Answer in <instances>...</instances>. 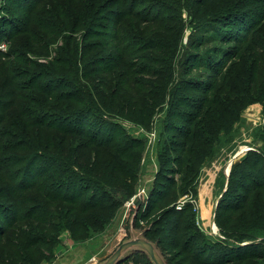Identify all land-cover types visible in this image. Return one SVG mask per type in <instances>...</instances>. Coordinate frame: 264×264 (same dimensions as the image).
<instances>
[{
    "label": "trees",
    "instance_id": "obj_1",
    "mask_svg": "<svg viewBox=\"0 0 264 264\" xmlns=\"http://www.w3.org/2000/svg\"><path fill=\"white\" fill-rule=\"evenodd\" d=\"M12 1L18 3L15 11L19 8L24 11L22 16L16 17L18 22L12 27L14 31L9 33V39L13 40L11 49L0 51V264H44L43 260L52 256L64 231L69 230L71 236L80 241L104 232L117 218L124 201L135 193L141 169L142 143L132 140L122 130L111 129L114 125L109 123L92 127L87 118L96 113L110 117L114 112L125 88L122 78L116 79L122 76L124 69L129 72L133 65L131 57H137L139 52L160 51L165 45V33L173 20L169 12L178 14L177 38L180 42L186 21L181 0H175V9L168 7V11H153L155 5L141 7L139 0H118L115 4H121L122 9L112 11L103 21L97 19V12L106 0H79L73 12H68L64 6L52 10L53 6L47 5L51 0H34L25 8L18 0ZM150 1L144 0L143 6ZM189 2L200 6V14L205 11V21L214 24L213 30L217 33L197 39L191 37L188 44L192 50L201 49L208 38L219 39L222 43L235 42L237 47L264 23L262 19L253 23L250 17L239 14L243 9H249V4H258L262 9L264 0ZM41 3L45 5L40 6L38 12L41 14L37 15L35 9ZM200 28L198 30L202 31ZM80 29L84 32L81 43L76 34ZM60 38L65 44L59 47L58 56L50 64L27 57V53L38 56L40 51H48L50 45ZM112 44L117 46L113 52L108 50L101 59L94 58L88 63L89 66L86 63L84 68L80 66L78 56L85 58L98 47L107 50ZM221 49L216 47L206 61L209 68L214 69L215 77L222 79L224 73L218 67L223 61L221 53H227V59L237 58L240 48L234 53ZM198 52L197 65L201 59V51ZM240 57L243 58V54ZM155 59L167 64L163 72H158L161 74L158 77L162 82H169L173 78L172 64L162 61L161 57ZM96 60L103 65L94 63ZM19 63L22 67H18ZM23 65L27 71L22 80L14 72ZM120 67L122 71L116 73L115 82L109 79L102 82L98 77L102 72L110 74ZM45 73L63 76L59 81L48 77L43 79ZM256 82L254 79L253 87ZM217 83V79L209 83V88L212 85L211 89L216 93L227 90V94L233 96L238 90L235 83L220 87ZM109 93L115 99L112 104L104 100ZM212 105L213 101H210L209 108ZM217 109L214 107L215 111ZM194 122L200 125L202 120L194 117L188 121L190 127ZM191 134L193 136L194 132L189 129L187 137ZM84 174L88 177L85 178ZM253 188L241 203L226 205V214L239 215L242 209L251 208ZM170 190L148 205L150 211H159L164 216L178 214L171 224L174 238L160 247L166 252L172 245H179L183 232L192 228L188 223L189 206H182L177 212L169 207L175 196ZM145 235L151 241L152 236ZM186 246L188 252H193L192 247ZM252 246L227 245L221 250V259L213 263L205 258L203 264H247L251 259L264 260V251L247 249ZM195 253L202 263L204 258L198 255V251ZM135 255L146 256L155 264L142 249L130 250L117 264L129 260L132 262L128 263H136ZM164 259L171 264V259Z\"/></svg>",
    "mask_w": 264,
    "mask_h": 264
},
{
    "label": "rangeland",
    "instance_id": "obj_2",
    "mask_svg": "<svg viewBox=\"0 0 264 264\" xmlns=\"http://www.w3.org/2000/svg\"><path fill=\"white\" fill-rule=\"evenodd\" d=\"M33 1L18 0L24 8ZM116 1L106 0L98 8L97 19L103 21L112 11H120L122 6L115 4ZM174 1L152 0L145 6L144 0H139V3L144 8L155 5L153 11H168L169 8L175 9ZM16 2L0 0L1 52L11 49L13 40L9 39V33L14 31L12 27L18 22L16 17L22 16L24 11L23 8L15 11ZM78 2L51 0L47 5L51 4L52 10L64 6L68 12H73ZM181 2L182 15L186 21L182 41L177 38L178 14L169 12L173 20L170 22L171 28L165 33L166 46L160 51L139 52L137 57H131L133 65L128 69L129 72L124 69L122 76L116 79L122 78L125 88L121 93L122 99L115 104L114 112L110 117L96 113L87 118L92 127L109 123L114 125L111 129L122 130L132 140L142 143L141 169L138 171L139 183L135 193L124 201L117 218L104 232L80 241L73 238L69 230L64 231L54 246L52 256L43 260L44 264H103L123 242L139 237L148 239L146 233L152 236L151 241L148 240L160 254L171 259V264H203L205 258L215 263L221 259L220 253L224 247L239 243L253 245V248H247L249 250L264 251V23L237 47L235 42L222 43L219 39L208 38L201 49L192 50L188 44L191 37L197 39L205 34L210 36L217 33L213 30L214 24L205 21V11L201 14L198 12L199 5L190 4L189 0ZM42 5L45 4L41 3L35 9L37 15L41 14L38 10ZM248 7L239 12L241 17H250L253 23L260 19L264 22V4L262 9L258 4H249ZM200 27L202 31L198 30ZM83 33L82 30L76 33L80 43ZM64 44V39L60 38L50 45L48 51H40L38 56L27 53V57L48 65L58 56V49ZM218 46L229 53L240 48L237 58L227 59V53H221L223 61L221 64V60L218 62V67L224 73L222 79L215 77L214 69L209 68L206 61L208 54ZM116 47L115 44L107 50L98 47L85 58L78 56L80 66L84 68L85 63L89 66L88 63L94 58L101 59L108 50L113 52ZM198 51H201L199 65L195 63ZM79 53L81 56V49ZM154 57H161L162 61L172 64L173 78L169 82H162L158 77L161 75L158 72H163L167 64ZM98 61L94 63L103 65ZM18 67H22L20 63ZM25 68L23 65V68L14 72L22 80L27 71ZM119 71H122V67L110 74L102 72L98 77L102 82H108V79L115 82ZM41 72L38 68V73ZM162 75L167 76L166 73ZM62 76L45 73L43 79L48 77L59 81ZM215 79L219 87L225 83H235L238 88L236 94H227V90L214 92L212 85L209 88V83ZM254 79L257 82L253 87ZM221 80H224L223 83ZM104 100L108 104L115 101L111 93ZM210 101H213V105L209 108ZM141 103L144 107H140ZM198 105L204 107L199 108ZM214 107H218L217 111ZM194 117L202 122L200 125L194 122L190 127L188 121ZM189 129L194 135L191 134L188 139ZM257 186L259 188L256 189ZM170 188L175 196L169 207L177 212L182 206H189L188 223L192 228L183 232L179 245H172L166 252L160 247L174 238L171 224L178 214L164 216L159 211H150L148 205L155 199L158 201L161 194ZM250 188L254 189L251 208L242 209L239 215L233 212L226 214L225 206L241 203ZM184 245L192 247L193 252H188ZM197 251L204 258L202 263L195 257ZM136 259V263H128L132 262L129 260L125 264H152L143 255ZM247 264H264V260L251 259Z\"/></svg>",
    "mask_w": 264,
    "mask_h": 264
},
{
    "label": "water",
    "instance_id": "obj_3",
    "mask_svg": "<svg viewBox=\"0 0 264 264\" xmlns=\"http://www.w3.org/2000/svg\"><path fill=\"white\" fill-rule=\"evenodd\" d=\"M133 249H142L146 251L155 264H167L156 246L144 237L123 242L103 264H117L121 258Z\"/></svg>",
    "mask_w": 264,
    "mask_h": 264
},
{
    "label": "built area",
    "instance_id": "obj_4",
    "mask_svg": "<svg viewBox=\"0 0 264 264\" xmlns=\"http://www.w3.org/2000/svg\"><path fill=\"white\" fill-rule=\"evenodd\" d=\"M137 196H135V198H136ZM179 207H181V206H179Z\"/></svg>",
    "mask_w": 264,
    "mask_h": 264
}]
</instances>
